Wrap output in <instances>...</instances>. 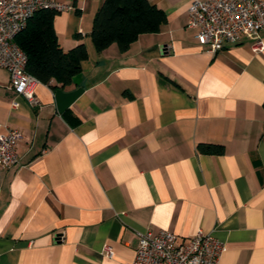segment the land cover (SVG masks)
Segmentation results:
<instances>
[{"label":"crops","instance_id":"1","mask_svg":"<svg viewBox=\"0 0 264 264\" xmlns=\"http://www.w3.org/2000/svg\"><path fill=\"white\" fill-rule=\"evenodd\" d=\"M59 1L72 5L53 19L60 46L83 42L88 53L72 83L39 82L30 105L0 67V130L22 135L18 163L0 167V264H130L138 233L162 228L212 233L227 246L219 264H264L256 36L211 54L187 27L191 0H149L166 14L160 29L98 51L89 33L103 0ZM53 85L82 87L67 108L75 124L57 111ZM198 143L224 151L200 153Z\"/></svg>","mask_w":264,"mask_h":264},{"label":"built area","instance_id":"2","mask_svg":"<svg viewBox=\"0 0 264 264\" xmlns=\"http://www.w3.org/2000/svg\"><path fill=\"white\" fill-rule=\"evenodd\" d=\"M42 9L61 12L72 5L59 0H0V67L9 73V87L30 105L39 103L34 88L39 80L27 72V56L15 37L34 13ZM187 27L205 51L215 54L228 43L239 41L244 33L256 36L254 51L264 50L260 32L264 31V0H191L187 9ZM18 101L13 100L12 107ZM22 135L15 128L0 130V167L18 163L17 145ZM227 246L198 229L192 236L181 238L167 229L138 233V245L130 264H219ZM105 255L112 251L105 247Z\"/></svg>","mask_w":264,"mask_h":264},{"label":"trees","instance_id":"3","mask_svg":"<svg viewBox=\"0 0 264 264\" xmlns=\"http://www.w3.org/2000/svg\"><path fill=\"white\" fill-rule=\"evenodd\" d=\"M56 14L52 9L38 10L18 32L15 41L27 56V72L40 83L50 85V80L54 79L60 87H65L80 73V63L88 53L83 42L68 50L60 46L53 27ZM165 21L164 11L149 0H103L93 17L89 34L98 51L112 43L124 51L140 34L158 31ZM51 87L58 89L56 85ZM62 115L69 123L78 122L69 109ZM197 150L205 154H221L224 147L198 143Z\"/></svg>","mask_w":264,"mask_h":264},{"label":"water","instance_id":"4","mask_svg":"<svg viewBox=\"0 0 264 264\" xmlns=\"http://www.w3.org/2000/svg\"><path fill=\"white\" fill-rule=\"evenodd\" d=\"M82 91V87H78L71 91H64L63 89L58 88L55 91V105L57 111L59 113L64 112L76 100Z\"/></svg>","mask_w":264,"mask_h":264}]
</instances>
